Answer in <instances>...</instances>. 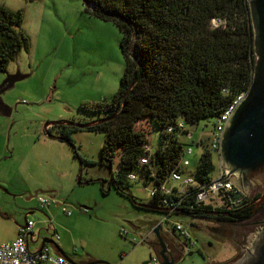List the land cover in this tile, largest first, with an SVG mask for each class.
I'll return each mask as SVG.
<instances>
[{"label": "rangeland", "instance_id": "rangeland-1", "mask_svg": "<svg viewBox=\"0 0 264 264\" xmlns=\"http://www.w3.org/2000/svg\"><path fill=\"white\" fill-rule=\"evenodd\" d=\"M0 6L23 12L21 30L30 44L28 52L23 50L6 72H0V85L9 75H28L2 95L13 113L10 118L0 114V186L1 182L8 184L9 180L18 179L23 196L16 198L8 189H0V208H7L8 204L17 207L23 221L29 215L36 232L42 230L41 239L32 243L34 251L56 234L60 236L56 244L78 259L93 258L108 264H160L154 238L148 237L144 244L141 241L150 234L148 224L163 220V216L136 209L128 198L120 196L112 186L109 188L111 175L101 159L105 134H71L77 154L88 163L82 170L74 148L48 135L55 125L70 127L94 120L80 110L82 104L113 99L126 70L119 29L87 14L83 0H0ZM214 124L216 121L211 119L186 127L189 134L183 141L194 150L189 157L188 174L196 172L205 151L200 144H209ZM149 140L148 150H156L160 141L157 127L151 128ZM212 158V178L216 179L221 159L217 153ZM116 168L117 163L114 172ZM137 177L136 182H131V192L142 203H148L153 183L145 186L139 180L141 175ZM172 185L180 186L175 182ZM38 196L51 198L55 203L41 210ZM64 208L71 212L70 216ZM50 219L58 233L48 227ZM178 220L188 227L195 224L196 230L219 231L220 241L210 243L209 248L210 258L216 263L225 264L237 254L239 247L226 226L209 222L203 227V222L184 216H175L172 222ZM16 227V219L0 215V242L15 241ZM195 235L201 237L202 233ZM203 262V257L195 252L188 254L183 264Z\"/></svg>", "mask_w": 264, "mask_h": 264}, {"label": "trees", "instance_id": "trees-1", "mask_svg": "<svg viewBox=\"0 0 264 264\" xmlns=\"http://www.w3.org/2000/svg\"><path fill=\"white\" fill-rule=\"evenodd\" d=\"M84 7L87 14L119 29L125 74L110 102L80 106L94 118L83 124L89 126H54L49 137L70 144L82 170L88 163L77 154L71 134H105L101 159L111 175L109 188L136 209L164 218L167 201L177 210L170 220L175 216L205 220L214 209L200 203L198 193L215 171L213 153L205 142L200 144L205 151L193 173L196 185L187 195L174 188L166 196L163 187H172L173 173L181 170L186 150L192 148L183 141L189 134L186 127L211 119L217 123L253 83L257 58L250 0H87ZM23 21L22 11L0 6V72H6L23 50L29 51ZM152 127L158 128L160 141L156 150L149 151ZM137 174L145 186L152 182L158 191L148 203L131 192L130 177Z\"/></svg>", "mask_w": 264, "mask_h": 264}, {"label": "water", "instance_id": "water-1", "mask_svg": "<svg viewBox=\"0 0 264 264\" xmlns=\"http://www.w3.org/2000/svg\"><path fill=\"white\" fill-rule=\"evenodd\" d=\"M83 2L87 4V0H83ZM250 11L257 58L254 80L245 99L233 114L225 130L221 142L220 158L228 178H231V183L240 193L247 194L255 187L257 189L262 188L263 194L258 201L260 205L264 202V0H250ZM27 77L28 75L20 73L9 75L5 82L0 85V114L3 117L10 118L13 108L4 102L2 95L12 89L17 82ZM69 126L71 127L72 124ZM73 126L83 128L89 125L74 124ZM155 235L161 241L160 229L155 231ZM50 243L51 240L48 239L43 241V245ZM56 249L60 255L74 264L58 245H56ZM166 252L164 249L161 254L164 263L160 264H172L165 257ZM90 264L108 263L93 261ZM241 264H264V233L250 256Z\"/></svg>", "mask_w": 264, "mask_h": 264}, {"label": "flooded vegetation", "instance_id": "flooded-vegetation-1", "mask_svg": "<svg viewBox=\"0 0 264 264\" xmlns=\"http://www.w3.org/2000/svg\"><path fill=\"white\" fill-rule=\"evenodd\" d=\"M263 192L260 189L254 188L248 194L233 192L229 193L222 204L213 207V211L208 213L203 222V227H206L209 222H216L220 225L226 226L231 230L232 240L237 244L239 250L237 254L226 261L225 264H241L246 258L250 256L255 245L258 243L260 237L264 233V202L258 204ZM246 218L245 220H240ZM157 220L148 224L151 237H153V247L156 252L157 259L160 263H164L161 254L166 249L165 257L172 264H183L186 261L188 254L198 253L203 257L202 264H220L216 263L213 258H210L209 248L210 243L220 241L219 231L210 233L209 230H196L194 226L188 227L183 225L188 232V237H184L182 233L178 232L172 220L168 222H161ZM160 229L161 241L156 237L155 231ZM242 229V232H237ZM250 229V230H249ZM196 232H194V231ZM228 230V232H229ZM248 230V231H247ZM247 231V232H246ZM201 232V237H197L195 233ZM74 264H90L93 262L91 258L78 259L69 255ZM229 260V259H228Z\"/></svg>", "mask_w": 264, "mask_h": 264}, {"label": "built area", "instance_id": "built-area-1", "mask_svg": "<svg viewBox=\"0 0 264 264\" xmlns=\"http://www.w3.org/2000/svg\"><path fill=\"white\" fill-rule=\"evenodd\" d=\"M219 24L218 21H214L213 25L217 26ZM246 94L239 96L223 113V115L219 118L214 127V131L212 133V137L207 145V149L212 153H217L220 158L221 151V142L223 139V135L225 130L238 107L241 105L243 100L245 99ZM148 150V148H147ZM194 154L193 148H188L186 150V154L184 159L181 162V170L173 173L171 183H179L180 186L172 185L169 189L167 186L163 187V193L166 196L173 194V189L177 188L181 195L186 196L188 189L190 187H194L196 185V179L193 174H188V168L191 166V162L189 157ZM146 162V160H144ZM131 180L136 181L137 177L132 175ZM228 174L220 162V166L218 169V174L216 179H212L210 183L203 186L198 193V201L203 203L204 205L216 207L219 203L222 202L223 199L229 194L233 192H237L236 187L231 183V178H228ZM226 179V180H225ZM223 180V181H222ZM221 181V182H220ZM218 182V183H217ZM220 182V183H219ZM226 182V183H225ZM216 183V184H215ZM225 183V184H224ZM212 185V186H211ZM206 189V191H205ZM158 195V191L152 189L151 197L154 198ZM38 203L41 210H45L49 208L52 204L55 203L51 198H46L42 196H38ZM164 218L161 222H166L170 220V217L177 210L168 206L167 201H164ZM64 213L67 216L71 215V212L64 208ZM48 223V227L53 228V221L50 219ZM36 224L32 221H27L25 225L19 228V234L15 241L10 243H0V264H71L68 260H66L56 249V242L60 240V236L55 234V238L51 240L50 244L43 245L39 251L31 252L29 248V237L34 232ZM175 229L182 233L184 237H188V232L184 228L183 224L175 223ZM125 234H128L127 232ZM151 236V233L143 238L141 244L146 243L148 237Z\"/></svg>", "mask_w": 264, "mask_h": 264}, {"label": "crops", "instance_id": "crops-1", "mask_svg": "<svg viewBox=\"0 0 264 264\" xmlns=\"http://www.w3.org/2000/svg\"><path fill=\"white\" fill-rule=\"evenodd\" d=\"M13 151H15V149L13 150ZM8 184H6L5 182H1V184H2V186H0V189H2V190H5V188L6 189H8V191H10V192H12V193H14L15 194V196H16V198L17 197H22L23 196V194H22V192L19 190L20 189V187H21V185H20V183H19V181H18V179L16 180V179H14V180H9L8 182H7ZM22 183V182H21ZM11 187H13V188H11ZM2 199V194L0 193V200ZM16 208L17 207H13V205H11V204H8L7 205V208H0V215L2 216V217H8V218H14V219H16V222H17V227H16V229H17V235L15 236L16 238L18 237V234H19V228L21 227V226H23V225H25L26 224V222L29 220V221H32V220H30V218L28 217V216H26L25 218H24V221L21 219V216H20V214H18V211H16ZM18 209V208H17ZM33 222V221H32ZM49 229V228H48ZM53 229H54V231H55V233H58V231L57 230H55V228H54V226H53ZM34 233L33 234H31L30 235V237H29V248H30V251L31 252H36V251H39L40 249H38V250H32V243L35 241V240H37V239H41V236H42V230H40L38 233L36 232V226H35V228H34V231H33ZM37 233V234H36ZM16 240V239H15ZM46 240V239H45ZM49 240V239H48ZM0 243H3V242H0ZM10 243V242H9ZM42 246H43V244H42ZM41 246V247H42ZM40 247V248H41ZM58 247L62 250V251H66V249L63 247V248H61L59 245H58ZM66 253V252H65ZM68 255V254H67ZM69 256V255H68ZM93 261H96V260H94L93 258H91Z\"/></svg>", "mask_w": 264, "mask_h": 264}]
</instances>
